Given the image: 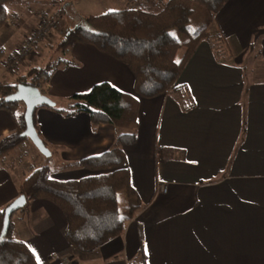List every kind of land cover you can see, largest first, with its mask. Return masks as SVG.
<instances>
[{
    "label": "crops",
    "instance_id": "obj_1",
    "mask_svg": "<svg viewBox=\"0 0 264 264\" xmlns=\"http://www.w3.org/2000/svg\"><path fill=\"white\" fill-rule=\"evenodd\" d=\"M17 2H22L20 9L5 5L9 15L18 16L16 27L0 29L5 50L0 83L5 84H16L30 67L43 66L73 27L64 20L59 27L53 17L50 35L14 61L13 48L37 25L33 9L51 13L58 3ZM63 58L68 63L39 87L57 107L100 82L133 93L129 69L91 44L74 42ZM174 85L182 87L139 98L135 140L122 149L141 206L119 235L93 251H78L67 243L65 216L51 201L31 199L11 214V235L27 245L37 264H56L49 257L52 251L74 264H134L140 250L144 264H264V0H225ZM34 120L51 154L27 149L32 158L20 165L10 151L0 158V208L19 195L18 186L31 169L47 165L57 180L92 175L97 172L76 161L115 143L117 128L92 126L85 112L67 115L38 106ZM15 127L0 108V137ZM53 152L58 162L51 159Z\"/></svg>",
    "mask_w": 264,
    "mask_h": 264
},
{
    "label": "trees",
    "instance_id": "obj_2",
    "mask_svg": "<svg viewBox=\"0 0 264 264\" xmlns=\"http://www.w3.org/2000/svg\"><path fill=\"white\" fill-rule=\"evenodd\" d=\"M8 1L12 0H0V29L9 15L5 7ZM59 1L66 3L71 0ZM224 2L165 0L156 12L140 7H125L86 15L84 28H67L57 42L55 49L60 54L57 59L49 60L43 66L30 67L18 78V83L44 86L61 63H68L63 56L74 42L91 44L119 60L133 77V93L122 92L107 82H100L86 92L72 94L63 107L40 105L67 115L85 112L92 126L105 123L117 128L114 145L97 155L76 161V164L97 173L57 180L50 177L47 165H39L31 169L18 186L19 194H23L26 201L47 199L62 211L65 216L64 237L73 249L90 252L119 235L134 209L141 206L138 195L131 187L122 149L123 145L132 144L135 140L139 98H151L181 86H175V81L200 39L207 36L209 21L189 29L195 6H200L212 19ZM173 30L178 33L173 34ZM180 48H183V52L176 59ZM16 84L0 83V108L10 113L16 125L13 131L0 137V158L26 139L20 136L24 129L23 104L4 100ZM20 103L22 111L13 114V108ZM33 124L47 146L35 123L34 112ZM120 192L124 194L122 201L125 211L119 207ZM2 217L3 208H0V229ZM11 229L10 221L6 234L0 237V264H37L27 245L11 235ZM143 261L140 250L134 264H144Z\"/></svg>",
    "mask_w": 264,
    "mask_h": 264
},
{
    "label": "rangeland",
    "instance_id": "obj_3",
    "mask_svg": "<svg viewBox=\"0 0 264 264\" xmlns=\"http://www.w3.org/2000/svg\"><path fill=\"white\" fill-rule=\"evenodd\" d=\"M49 2H58L57 4H54L51 6V11H52L51 13L52 14L49 13V11H41V10H38L35 8V9H33V15L36 16V14H37V16H38L39 12H44V13L48 14L49 16H52V18L57 16V20H59V23H58L59 27L61 25H63V20H64L65 22L72 24L73 27L84 28V26H82V23H84V16H86V15L104 13L107 11L125 8V7H140L142 9L147 10V11L156 12L161 8V6L165 2V0H71V1H68L66 3H63V1H59V0H49ZM21 4H22V2H17L15 0H12V1H8L5 5H6L7 9L10 10L11 8L20 9L21 6H19V5H21ZM8 5H9V7H8ZM57 9H59V10L57 11ZM194 10H195V12L191 16L189 29H193L197 25H203L205 23H208V21L211 20L209 17L210 15L205 14L203 9L200 6L196 5ZM56 12H57V14H55ZM11 16L16 17V18H14L16 23L19 21V18L17 15H12V14L8 15V17H11ZM35 21H36V23L38 22L37 18ZM14 27H16V24L14 26H11L10 28H14ZM85 29H87V28H85ZM177 33H178V31L173 30V34H177ZM182 52H183V48H180L177 51L179 56ZM58 56H60L59 52H57L56 49L53 48L48 53L46 61L43 63L45 64L49 60H55V59H57ZM57 104L62 105L60 102H57ZM15 108L16 107L13 108L12 113L13 114L15 113V115H16L17 110ZM8 114H9V116H11L10 113H8ZM23 141L26 143H22L21 146H17L10 151V153H11L10 157L14 160V164L20 165V164H23L24 162L28 161V159L32 158L31 155L28 156L27 149H30V151L36 152V154H37V152H39L34 147V145L31 143V141L28 138L24 139ZM56 158L57 157L53 152L51 159L55 160V162H58V159H56ZM118 198H119V207L121 208L122 211H125L124 203L122 201L124 198L123 192L119 193ZM16 211L17 210H15L14 212H16ZM19 214H21V212H19ZM52 252L59 253L57 251H52ZM59 254H61V253H59Z\"/></svg>",
    "mask_w": 264,
    "mask_h": 264
},
{
    "label": "water",
    "instance_id": "obj_4",
    "mask_svg": "<svg viewBox=\"0 0 264 264\" xmlns=\"http://www.w3.org/2000/svg\"><path fill=\"white\" fill-rule=\"evenodd\" d=\"M8 102H21L24 106L23 120L24 129L20 132L21 137L28 138L34 147L46 157H49L50 149L43 143L33 124L34 109L40 105L54 106L55 102L47 95L43 94L39 87L25 83H17L15 89L4 97ZM26 203L23 194H19L3 208L2 226L0 237L7 232L11 214L21 209Z\"/></svg>",
    "mask_w": 264,
    "mask_h": 264
},
{
    "label": "built area",
    "instance_id": "obj_5",
    "mask_svg": "<svg viewBox=\"0 0 264 264\" xmlns=\"http://www.w3.org/2000/svg\"><path fill=\"white\" fill-rule=\"evenodd\" d=\"M15 16L8 17L3 27H11L16 24L14 20ZM54 27V19L52 16L44 12L38 13V22L36 27L33 29L31 34L26 38L21 44L15 46L12 50L13 60H17L19 57L30 54L33 51L34 42L43 37H47L50 35L51 30ZM5 50L0 48V54H4ZM41 91V90H40ZM159 190L165 191V186L160 184ZM56 264H74L73 261L64 254H59L56 252H52L49 256Z\"/></svg>",
    "mask_w": 264,
    "mask_h": 264
}]
</instances>
